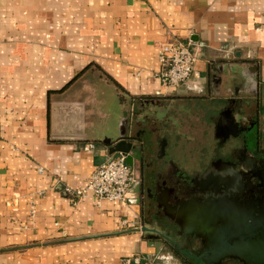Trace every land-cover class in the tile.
Listing matches in <instances>:
<instances>
[{
    "label": "crops",
    "instance_id": "0c3cea01",
    "mask_svg": "<svg viewBox=\"0 0 264 264\" xmlns=\"http://www.w3.org/2000/svg\"><path fill=\"white\" fill-rule=\"evenodd\" d=\"M169 38L197 48L198 89L161 86ZM123 129L128 204L72 202ZM261 171L264 0H0V264H243L264 238L215 212L264 193Z\"/></svg>",
    "mask_w": 264,
    "mask_h": 264
},
{
    "label": "built area",
    "instance_id": "2783aa9c",
    "mask_svg": "<svg viewBox=\"0 0 264 264\" xmlns=\"http://www.w3.org/2000/svg\"><path fill=\"white\" fill-rule=\"evenodd\" d=\"M198 60V50L190 41L169 38L157 44L159 69L156 77L166 92H173L181 87L198 89L194 79V66ZM138 181V174L133 165L127 163L126 155L119 153L108 157L91 172L82 185L67 190L71 201L76 202L92 196L95 203L102 200L128 204V191ZM122 227L127 222H121ZM118 264H153L139 253L123 256Z\"/></svg>",
    "mask_w": 264,
    "mask_h": 264
},
{
    "label": "flooded vegetation",
    "instance_id": "af4514ba",
    "mask_svg": "<svg viewBox=\"0 0 264 264\" xmlns=\"http://www.w3.org/2000/svg\"><path fill=\"white\" fill-rule=\"evenodd\" d=\"M246 165H249L248 162H246ZM261 173L264 174V171H261ZM185 175L180 176L179 180H185ZM264 183V182H263ZM257 187H248L246 192L247 195H243L246 197L244 199L243 208L238 207L237 203L232 202L234 205L233 207H230L228 210H224L220 212L219 209L216 210V219L218 218H224L226 219V223L228 224L227 227L230 230H236V229H243L245 232V235L239 237L243 242L247 241L248 239L253 238H260L261 240L264 238V193L260 195V193L257 191ZM260 190L263 189L264 191V184L262 187H259ZM195 191L193 187L189 184L182 185L180 184V196L182 195H190L193 194ZM259 194V195H256ZM176 199V198H175ZM247 200V201H245ZM203 211V209L201 210ZM226 213V214H225ZM249 242V241H248ZM261 252L262 247H259ZM263 253V252H262Z\"/></svg>",
    "mask_w": 264,
    "mask_h": 264
},
{
    "label": "water",
    "instance_id": "95a60500",
    "mask_svg": "<svg viewBox=\"0 0 264 264\" xmlns=\"http://www.w3.org/2000/svg\"><path fill=\"white\" fill-rule=\"evenodd\" d=\"M232 71L233 69L231 70V72ZM124 122L125 121L123 120L122 123ZM132 139H133L132 137L127 135V131L123 129L116 140L107 138L104 139L103 142L106 146H108L109 154H115V153L125 154L127 163L133 165V161H132L133 157L137 155L138 151L141 150V148H138L137 144L134 143ZM135 171L136 173H138L136 169ZM194 211L195 210H192V214L197 215L198 213L196 214L194 213ZM165 239L167 240L168 238L165 237ZM223 248H225V251H229L230 253L231 248L227 243L223 245ZM180 251L185 252L183 249H180ZM186 254L195 259V257H193L191 254L188 253ZM231 254L242 260L243 264H264V253H262L260 248L254 244H250L248 245V247L245 248L240 247L236 252L232 250Z\"/></svg>",
    "mask_w": 264,
    "mask_h": 264
},
{
    "label": "rangeland",
    "instance_id": "374dc122",
    "mask_svg": "<svg viewBox=\"0 0 264 264\" xmlns=\"http://www.w3.org/2000/svg\"><path fill=\"white\" fill-rule=\"evenodd\" d=\"M139 177V176H138Z\"/></svg>",
    "mask_w": 264,
    "mask_h": 264
}]
</instances>
